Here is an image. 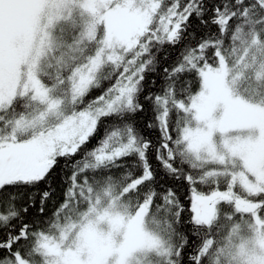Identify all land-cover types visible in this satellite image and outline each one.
Masks as SVG:
<instances>
[{
    "label": "snow or ice",
    "instance_id": "snow-or-ice-1",
    "mask_svg": "<svg viewBox=\"0 0 264 264\" xmlns=\"http://www.w3.org/2000/svg\"><path fill=\"white\" fill-rule=\"evenodd\" d=\"M0 264H264V0H0Z\"/></svg>",
    "mask_w": 264,
    "mask_h": 264
}]
</instances>
